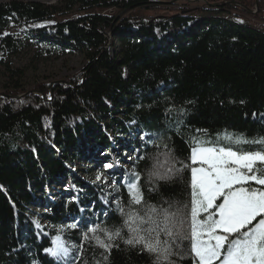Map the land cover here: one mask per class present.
I'll return each mask as SVG.
<instances>
[{
    "label": "trees",
    "instance_id": "trees-1",
    "mask_svg": "<svg viewBox=\"0 0 264 264\" xmlns=\"http://www.w3.org/2000/svg\"><path fill=\"white\" fill-rule=\"evenodd\" d=\"M171 1L0 0V70L14 83L0 93V264H63L45 250L67 222L76 227L63 232L72 244L65 264H155L157 253L126 243L138 237L171 253L160 264H194L185 235L191 234V170L201 166L191 162L193 147L264 150V0H199L221 2L226 16L209 9L210 17L191 27L193 17L177 15L184 9ZM238 14L262 28L236 20ZM13 20L46 50L81 53L87 65L67 82L23 91V71L6 60L19 48L7 31ZM110 129L142 141L131 144L140 146L133 172L118 176L110 191L115 202L103 201L104 188L76 176L74 198L69 191L62 202L45 197L50 182L71 176L69 163L90 161L89 150L115 145ZM87 136L93 143L81 147ZM261 169L257 165L258 174ZM91 202L93 211L86 209ZM31 207L49 209L41 214L47 224ZM97 238L111 248L105 251Z\"/></svg>",
    "mask_w": 264,
    "mask_h": 264
},
{
    "label": "snow or ice",
    "instance_id": "snow-or-ice-1",
    "mask_svg": "<svg viewBox=\"0 0 264 264\" xmlns=\"http://www.w3.org/2000/svg\"><path fill=\"white\" fill-rule=\"evenodd\" d=\"M191 159L194 164L199 162L201 165L192 168L191 234H185L191 240L194 264H264V218L248 227L264 214V188L243 186L248 182L264 186V169L259 174L257 172V165H264V150L241 152L198 145L193 147ZM131 187L136 188L135 185ZM134 197L139 203L138 192H134ZM219 197H223V202L217 206L216 213L198 220L199 213L212 209ZM234 235L235 238H231ZM97 243L105 251L111 248L98 238ZM126 243H142L148 252L157 253L155 264L167 260L171 254L166 248L161 249L158 241L148 242L144 237L129 239ZM58 248L67 254L62 245ZM47 251L57 255V249Z\"/></svg>",
    "mask_w": 264,
    "mask_h": 264
},
{
    "label": "rangeland",
    "instance_id": "rangeland-1",
    "mask_svg": "<svg viewBox=\"0 0 264 264\" xmlns=\"http://www.w3.org/2000/svg\"><path fill=\"white\" fill-rule=\"evenodd\" d=\"M45 3L55 4L59 0H38ZM171 3H174V6L179 9H184L180 13H176L177 15H190L193 17L192 22H190L189 26H195L200 23L202 20L210 17L209 9H220V15L226 16V10H222L225 6H220L221 2L213 5L207 6L204 5L203 1L197 0H172ZM173 5V4H170ZM75 11V10H74ZM112 13V10H105L104 12ZM136 11V10H135ZM133 12V11H131ZM144 14H170L168 11H142L139 9V13ZM254 12V11H252ZM127 12L126 14H129ZM236 15V14H231ZM236 20L251 24L261 29L256 22H254V18L242 16L238 14ZM264 25L263 22H261ZM174 29L170 31H166L164 33L165 36L170 37L174 33ZM188 27H184L182 30L187 31ZM264 31V27L261 29ZM10 34L14 35L16 39L19 40V48L18 52L13 55L7 56L6 60L8 61L10 67L12 69H20L23 71V77L21 80V89L30 90L33 86L37 84L47 83V82H55L62 81L67 82L66 80L74 77L79 74L87 65V60L83 54L74 52V53H64L61 54L59 52L46 50L41 43H37L35 39L31 36L28 27L21 21L13 20L7 30ZM160 35V32H159ZM109 40H113L115 44V39L112 38V35L109 34ZM110 45H107L106 48L110 49ZM126 70L124 69V72ZM14 83L11 80L9 72L2 67L0 70V93L8 92V90L14 88ZM110 134H113L117 142L115 145L109 149L107 152L103 148L98 149L95 152L89 150L88 157L89 160H76L72 163H69V168L72 170L71 176L65 177V181L63 184L50 182L45 187V197H48L51 201L54 202H62L64 201L65 192L69 191L68 197H75L78 194V190L73 189V177H78L87 180L89 183L96 184L101 188H104V200L105 202H115L111 190H113L115 181L118 176L121 178L126 173H132L133 162L137 153L140 151V146L136 147L131 145L135 139H138L140 144L142 143L140 136L135 135L133 137L129 136H121L119 133L114 132L112 129L108 130ZM225 138V137H224ZM232 141H237L236 138L230 137L228 138ZM93 139L90 136H87L83 141H81V147H90L93 143ZM215 148H224L221 146H214ZM192 157V151L191 156ZM192 162V159H191ZM193 163V162H192ZM199 163V162H197ZM111 165V167H108ZM117 166L121 170V174L118 173L117 169H114ZM200 166H194L193 168H199ZM117 173H115V171ZM192 175V170H191ZM247 187L246 185H243ZM235 187H240V185H236ZM39 198H43V196H39ZM223 202V197H219L215 202L212 209H209L206 213V218L210 214L216 213L217 206ZM96 203L91 202L86 207L87 210L93 211ZM31 211L34 213L33 217L40 222L41 225L47 224L45 220L41 217L43 212L49 211L48 208H38L31 207ZM205 213L201 211L198 215V220H205L200 217L201 214ZM218 218V217H217ZM191 220V215H190ZM73 222L63 223L60 226V231L62 234L55 235L50 240V246L47 249H57V255L50 254L47 249L45 253L53 258L56 262L67 263L72 255V244L71 242L64 236L63 232L70 226L73 225ZM218 234H222L219 233ZM57 237H59V241H57ZM206 238V237H205ZM55 245V246H54ZM58 245H62L63 248L67 249V254L61 252L58 248ZM218 264V262H217Z\"/></svg>",
    "mask_w": 264,
    "mask_h": 264
},
{
    "label": "bare ground",
    "instance_id": "bare-ground-1",
    "mask_svg": "<svg viewBox=\"0 0 264 264\" xmlns=\"http://www.w3.org/2000/svg\"><path fill=\"white\" fill-rule=\"evenodd\" d=\"M55 246V245H54Z\"/></svg>",
    "mask_w": 264,
    "mask_h": 264
}]
</instances>
